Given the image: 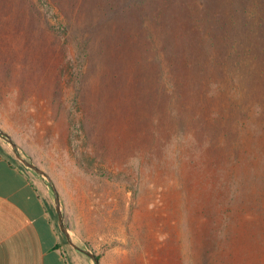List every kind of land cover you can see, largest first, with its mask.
<instances>
[{"label":"rangeland","instance_id":"1","mask_svg":"<svg viewBox=\"0 0 264 264\" xmlns=\"http://www.w3.org/2000/svg\"><path fill=\"white\" fill-rule=\"evenodd\" d=\"M0 132L70 264H264V0H0Z\"/></svg>","mask_w":264,"mask_h":264},{"label":"crops","instance_id":"2","mask_svg":"<svg viewBox=\"0 0 264 264\" xmlns=\"http://www.w3.org/2000/svg\"><path fill=\"white\" fill-rule=\"evenodd\" d=\"M0 142V264H70L41 182Z\"/></svg>","mask_w":264,"mask_h":264},{"label":"water","instance_id":"3","mask_svg":"<svg viewBox=\"0 0 264 264\" xmlns=\"http://www.w3.org/2000/svg\"><path fill=\"white\" fill-rule=\"evenodd\" d=\"M0 136L3 137L4 139H6L9 142V144L11 145L13 150L15 149V144L12 142V140L8 136L4 135L1 132H0ZM15 155H16V158L18 160H20L26 167L31 168L35 172H37L38 174L46 177L48 182L50 183V179L47 177V175L45 173H43L41 170H39L37 167H35L31 163H29V162L25 161L24 159H22L18 153H16ZM51 188H52V191H53V194H54V205H55V211H56L57 217H58L59 227H60L61 231L65 234L66 238L69 240L68 231L64 227V223H63L62 216H61V213H60V202H59L58 193H57L56 189L54 188V186L52 184H51ZM74 247L76 249L80 250L81 252L85 253L86 255H88L93 260L94 264H98V259L96 258V256H94V254H92V253H90L88 251H84V250H82V249H80V248H78L76 246H74Z\"/></svg>","mask_w":264,"mask_h":264},{"label":"trees","instance_id":"4","mask_svg":"<svg viewBox=\"0 0 264 264\" xmlns=\"http://www.w3.org/2000/svg\"><path fill=\"white\" fill-rule=\"evenodd\" d=\"M21 167L24 168L22 165H21ZM52 211H53V213H54V209H52L51 212H52ZM96 258H97V257H96ZM97 259H98V258H97Z\"/></svg>","mask_w":264,"mask_h":264}]
</instances>
